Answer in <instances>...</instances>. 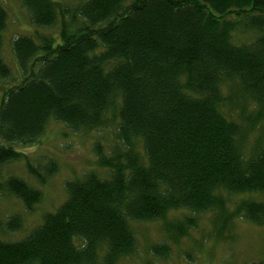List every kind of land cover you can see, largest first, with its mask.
Returning <instances> with one entry per match:
<instances>
[{
    "label": "trees",
    "instance_id": "1",
    "mask_svg": "<svg viewBox=\"0 0 264 264\" xmlns=\"http://www.w3.org/2000/svg\"><path fill=\"white\" fill-rule=\"evenodd\" d=\"M19 1L36 27L57 31L11 40L19 78L2 88L0 171L22 161L29 181L0 172V196L27 211L40 201L36 184L56 161L20 148L50 121L111 125L116 138L108 154L94 144L103 176L67 180L65 200L27 234L3 239L23 220H0V264H116L135 252L133 222L160 220L174 242L205 213L219 239L236 219L264 225V0ZM6 19L0 3V84L13 80ZM177 211L188 214L168 218Z\"/></svg>",
    "mask_w": 264,
    "mask_h": 264
},
{
    "label": "rangeland",
    "instance_id": "2",
    "mask_svg": "<svg viewBox=\"0 0 264 264\" xmlns=\"http://www.w3.org/2000/svg\"><path fill=\"white\" fill-rule=\"evenodd\" d=\"M53 1L66 5L78 3V0ZM0 3L7 13L1 56L10 66L13 79L0 84L1 98L2 88L15 84L19 78L11 52V40L17 35L35 36L39 33L56 32L57 27H36L19 0H0ZM251 37L244 35L240 39L249 41ZM235 40L239 42L237 38ZM260 129L264 136V121L255 133L257 134ZM115 131V127L111 125L90 131H73L61 123L50 121L42 136L34 144L21 147L20 149L29 155V160L33 163L38 161L44 164L48 159H54L57 170L42 185L35 183L41 191V199L34 205L32 211L25 210L14 199L0 196V220L4 221L13 214H20L23 220L20 231L5 233L1 237L13 240L27 234L41 221L43 213L53 211L65 200L67 180L82 177L90 170L99 171L103 176L104 173L97 166L93 147L98 142L103 152L108 154L115 143ZM136 147L140 150L139 143ZM0 172L2 177L15 174L29 181L22 161L7 163L2 166ZM235 198L237 197H233V201ZM227 204L228 210L232 209V204L230 202ZM184 213L188 214V211L170 213L168 218L182 217ZM131 227L137 242L135 252L121 258L116 264H264V225L256 226L236 219L230 225L228 234L219 239L213 234L210 214L205 213L200 215L197 226L188 229L176 242L167 239L160 220L133 222ZM163 243L168 246L167 255L164 257L154 255L153 247Z\"/></svg>",
    "mask_w": 264,
    "mask_h": 264
}]
</instances>
